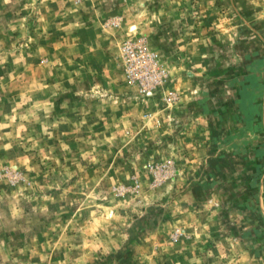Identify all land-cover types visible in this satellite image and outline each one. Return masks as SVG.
Returning a JSON list of instances; mask_svg holds the SVG:
<instances>
[{
    "label": "rangeland",
    "instance_id": "1",
    "mask_svg": "<svg viewBox=\"0 0 264 264\" xmlns=\"http://www.w3.org/2000/svg\"><path fill=\"white\" fill-rule=\"evenodd\" d=\"M137 39L168 74L151 100L121 67ZM179 81L210 82L193 136L162 107ZM262 85L264 0H0V264H264Z\"/></svg>",
    "mask_w": 264,
    "mask_h": 264
},
{
    "label": "crops",
    "instance_id": "2",
    "mask_svg": "<svg viewBox=\"0 0 264 264\" xmlns=\"http://www.w3.org/2000/svg\"><path fill=\"white\" fill-rule=\"evenodd\" d=\"M92 28H93V26L91 25L90 30L87 33H90L92 35L94 33ZM88 38L90 39L91 36H88ZM99 40L100 41L103 40V37L101 35H97V41H99ZM97 47H98V49H95V51H93L92 48L87 49L84 47V67H89L92 69H94V68L98 69L97 68L98 66H100V67L102 66L103 61H104L103 56L106 54H105L104 49H102L98 43H97ZM212 75H215V74H212ZM233 78H234V76H230L224 80H232ZM213 79L216 80V76H214ZM208 80H210V79H208ZM208 83H210V82L204 81V83L201 84L200 82H194V81H179L178 83H175L176 85H174V87L176 88L177 95H178V96H176L175 101L174 100L173 101L168 100V98L165 99V101H162L163 102L162 107L165 108L166 104H168L169 106L174 104V106H172V107H176L178 113L181 115V116H179V115L178 116L180 117L182 122L180 121L179 125L176 127V131L174 132L175 135L177 134L179 136V135L186 134L185 137L189 136L192 133H193L192 136L194 135V132H192L190 125L192 124L193 118L195 117V115L193 114L194 108H197V106L199 107V110L196 109V112H197L196 114H200L198 116V118L202 117L205 120V119H209L212 115H214V113L211 112V109L214 108L212 103H210V101H203L201 97L198 98L199 92L200 91L202 92L205 89V87H208ZM262 86H264V85H262ZM241 89L242 88L239 87L240 91L236 92L237 95L239 92L240 96H242L243 93H241ZM232 92H234L233 89H232ZM153 98H154V96L150 97V100ZM199 99L202 101L201 104L199 102L196 103V101ZM263 99H264V97H263ZM205 100H207V99H205ZM238 100H241L239 96H238ZM168 108H165V109H168ZM247 113H248L247 111H244L241 114H239L241 120L242 119L246 120V119L255 118V116L246 118ZM174 116L175 115L173 113L165 112L161 117L164 118L165 122L168 123L170 121H172V122L174 121ZM240 118H239V120H240ZM243 122L241 123V124H243V127H241L240 129L238 128L234 132L232 131L233 129H231V134L227 133V132H226V134L227 135L230 134V136H233L237 132L238 135L241 136L240 134H242V132H246L245 135H248V133L250 132L249 131L250 128L245 126ZM182 124H185V125L182 126ZM195 124H196V122H195ZM172 132H173L172 130L166 129V134H168V139L162 148L166 149L167 151L177 152L179 154V157L180 156L182 157V159H178L179 164L180 165L182 164L184 168L189 164V162H191L190 163L191 166H189V167H192V168L198 167L200 165V163H199L200 161H198V159H196V156H198V154H195V158L193 155L189 159L186 158V156H185L186 153L196 152V147H195L196 143L195 142L191 143V142H187V141L180 142V141H176V140L171 141L170 137L173 134ZM187 132H188V134H187ZM262 135H264V129H263ZM246 142H247L246 140L242 141V144H240V146L243 148V144H245ZM182 153H185L184 156H182ZM174 164H175V161H174ZM186 173L190 174L189 171Z\"/></svg>",
    "mask_w": 264,
    "mask_h": 264
},
{
    "label": "built area",
    "instance_id": "3",
    "mask_svg": "<svg viewBox=\"0 0 264 264\" xmlns=\"http://www.w3.org/2000/svg\"><path fill=\"white\" fill-rule=\"evenodd\" d=\"M126 83L143 97H152L164 87L168 74L158 54L143 40H126L119 49Z\"/></svg>",
    "mask_w": 264,
    "mask_h": 264
}]
</instances>
